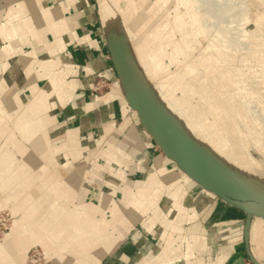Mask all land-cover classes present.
Instances as JSON below:
<instances>
[{
	"label": "crops",
	"instance_id": "crops-1",
	"mask_svg": "<svg viewBox=\"0 0 264 264\" xmlns=\"http://www.w3.org/2000/svg\"><path fill=\"white\" fill-rule=\"evenodd\" d=\"M113 1L0 0V209L14 216L0 264H24L35 245L47 264H264V221L247 242L246 214L156 155L129 110L153 104L204 158L264 190L178 124L136 55L147 2Z\"/></svg>",
	"mask_w": 264,
	"mask_h": 264
},
{
	"label": "bare ground",
	"instance_id": "bare-ground-1",
	"mask_svg": "<svg viewBox=\"0 0 264 264\" xmlns=\"http://www.w3.org/2000/svg\"><path fill=\"white\" fill-rule=\"evenodd\" d=\"M119 1L121 0L113 1L114 5H117ZM127 1L130 4L133 2V0ZM184 3L187 10L183 11L186 13L195 11L202 18L199 17L200 19L190 26L187 25L188 22H184L180 14H177L173 21L164 19L158 25L160 20L155 21L149 31L136 41L133 40L136 55L141 58L151 82L155 81L157 88L164 94L165 101L181 127H184L197 142L208 146L218 159L245 179L264 182V169L260 167L259 160H252L250 150L248 151L250 146L264 155V110L252 102L255 98L264 103V96L261 95L258 87L254 89L249 87L252 89L249 93L242 91L244 84L252 81L253 78H260L259 84L264 85V62H261L263 68L261 72L250 70L248 74H244L242 66H248V62H250L249 65L258 64V55L252 53L254 48L243 53L242 51L249 45L235 38L226 37L228 29L238 25L236 24L238 20L247 19L250 22L248 17L244 18L246 10L243 5L244 0H184ZM191 5L193 8L190 7ZM176 6L178 10L179 5ZM133 11L124 13L123 19H130L129 13ZM169 26L172 27L167 31ZM200 27L204 28L202 33L204 37L198 36L196 32ZM171 29L181 34L179 41H174ZM218 33H222L224 37L218 36ZM259 39L260 35L257 36V45H259ZM200 43L204 46L198 52ZM223 44H226V47ZM168 46L172 47V52H169ZM234 51L236 53L232 55ZM182 55L185 57L186 64L180 62L179 57ZM244 55L247 64L240 63L244 61ZM167 56H170L172 63L176 65V71L173 73L164 62ZM213 67H217L219 73L214 74ZM200 73L204 78L201 85L203 91H199L194 98L191 93L194 90L198 92L197 77ZM179 85L183 87L184 96L176 98L177 96L175 97L172 92ZM242 93L246 94L243 105L239 103ZM207 104L217 114L216 123L209 119L205 107ZM258 219L264 221L260 217Z\"/></svg>",
	"mask_w": 264,
	"mask_h": 264
},
{
	"label": "rangeland",
	"instance_id": "rangeland-1",
	"mask_svg": "<svg viewBox=\"0 0 264 264\" xmlns=\"http://www.w3.org/2000/svg\"><path fill=\"white\" fill-rule=\"evenodd\" d=\"M115 1V0H114ZM147 2V3H146ZM144 3H146L145 5V7L144 8H142V12H140L139 14H138V16H141L140 17V20H141V22L143 23V21H144V18H146V21H144V23L143 24H141V26L143 25V27H141V35H142V33H143V35L147 32V31H149V29H150V26H152L153 25V23L156 21V22H158L159 20V22L157 23V25L158 24H160L161 22H163V20L164 19H169L170 21H173L174 20V18L177 16V14H180L181 16H182V18H184V22H188L187 23V25L188 26H190V25H192L195 21H198L200 18L199 17H201L200 15L198 16L197 15V12H195V11H190V12H188V13H186L185 11L187 10L186 9V7H185V3H184V0H145L144 1ZM143 3V4H144ZM247 3V4H246ZM176 5H179V9L177 10V8H178V6H176ZM243 5L245 6V16H244V18H249L250 19V22L247 20V19H245V20H238L237 22H236V24H238V25H236L234 28H230V29H228V31H227V33H226V37H232V38H235L237 41H239V42H245L244 44L245 45H249V47H247V48H245L242 52L243 53H246L247 51H249V49L250 48H254V51H252V53L254 54V53H257V59L259 60V62H258V64H259V66L264 62V0H244V3H243ZM181 6V7H180ZM151 7H154L155 8V11L154 12H151L150 10H149V8H151ZM191 8H193L192 7V5L190 6ZM113 10V9H112ZM183 10H185V11H183ZM132 12H130L129 14H131ZM128 14V15H129ZM239 14H241V13H239ZM115 15H117V14H115ZM202 18V17H201ZM240 22H242V23H240ZM146 24V25H145ZM172 26H174V23H172ZM172 26H169V28H168V30L167 31H169V29L172 27ZM252 27V29H250ZM247 28V29H246ZM203 29L204 28H202V27H200L199 29H197V33H198V36L200 35V36H202V37H204L203 36ZM234 29V30H233ZM251 31H250V30ZM188 30V29H187ZM242 30V31H241ZM246 30V31H245ZM127 31V30H126ZM164 31V30H163ZM166 30H165V32H167ZM170 31H172L173 32V36H174V41L175 42H177V41H179L180 39H181V34L177 31V30H175V29H171ZM233 31V32H232ZM247 31H248V33H247ZM200 32V33H199ZM240 32H242V33H240ZM244 32V33H243ZM249 32H250V34H249ZM260 33V34H259ZM163 35V34H162ZM218 36H221V37H224L223 36V34L222 33H218L217 34ZM236 35V36H235ZM258 35H260V39H259V41H258V44L259 45H257V36ZM242 36V37H241ZM161 40H162V38H161ZM199 42H200V40H199ZM202 44H203V41H202ZM201 43L199 44V46H198V52L200 51V49H202L201 47L202 46H204V45H202ZM256 44V45H255ZM194 46L196 45V43L195 44H193ZM225 47H226V44H223ZM197 47V46H196ZM195 47V48H196ZM167 48H169L168 50H169V52H172V47L171 46H168ZM228 48V47H227ZM223 50H225L224 48H223ZM201 52H203V50L201 51ZM234 53H236L235 51L234 52H232L231 54L232 55H234ZM138 56V55H137ZM244 61L243 62H240V63H242V64H247V62H245V60H246V56L244 55ZM138 58V60H139V62L142 64V66L144 67V65H143V63H142V61H141V58H139V57H137ZM180 58V62H181V64H186V60H185V57L182 55V56H180L179 57ZM234 58V57H233ZM254 59V58H253ZM247 60H249L248 58H247ZM164 62H167V64L168 65H170V69L169 70H171L172 71V73L173 72H175L176 71V65L175 64H173L172 63V61H171V58H170V56H167L166 57V59H165V61ZM262 62V63H261ZM240 63H238V66H240ZM249 64H250V62H248ZM166 64V63H165ZM248 64V66H245V65H243L242 66V68H243V71H244V74H248L249 72H250V70H254V71H259V72H261L262 71V69H261V67H259V66H255V65H253V66H251V65H249ZM232 68H235V67H232ZM144 69H145V67H144ZM167 69V70H168ZM218 68L217 67H213V73L214 74H216V73H219L218 71H219V69L217 70ZM236 69V68H235ZM243 74V77H245V75ZM216 76H218V75H216ZM197 79H198V92L196 91V90H194L193 92H192V94H191V96L192 97H197V95H198V93H199V91H203L202 89H201V85H202V83H203V81H204V78H203V74L202 73H200L199 74V76L197 77ZM255 80V81H254ZM257 82V83H256ZM259 82H261V79L260 78H258V79H252V81L250 80V81H247L246 83H247V85H245L244 84V86H243V89H242V91L243 92H247V93H249V92H251L252 91V89H250V88H259L260 89V93H262L261 95H263L264 96V85H261V84H259ZM154 85V84H153ZM154 87L155 88H157L156 87V85H154ZM225 87H227L226 85H225ZM250 87V88H249ZM194 88V87H193ZM206 89H208V88H206ZM205 90V89H204ZM178 91V92H177ZM195 91H196V93H195ZM182 93V94H181ZM173 94H174V96L176 97V98H180V97H183L184 96V92H183V87H182V85L180 86H178L177 88H174L173 89ZM243 95L240 97V99H239V103H241V105H243V103H244V100H245V96H246V94L245 93H242ZM158 95H159V97H160V99L162 100V101H164L166 104H167V102L165 101V96H164V94L163 93H161L160 92V90H158ZM180 95V96H179ZM230 98V97H229ZM253 99H255V98H253ZM252 99V102L257 106H261V108H262V110H264V103H262L261 101L259 102V100H253ZM242 102H241V101ZM129 110L133 113V114H135V115H137V111L136 110H134L133 108H131V107H129ZM214 115H215V113H214ZM216 116V115H215ZM153 148H154V150L156 151V155H160V156H162L163 158H165V157H168V155L165 153V151L160 147V145L158 144V142L156 141V144H154L153 145ZM249 150H251V151H249ZM198 151V153H200V154H202L203 152L202 151H200V150H197ZM248 151H249V153H250V155H251V158H252V160L253 161H257V160H259V164H261L262 162V160H264V155H262V154H260L259 152H257L256 150H254L253 148H251L250 146L248 147ZM170 158V157H169ZM172 159V158H171ZM205 159L207 160V164L208 165H210L211 167H213V168H216V169H219V170H221V172H223L224 173V175L225 174H228V172L226 171V170H224L223 169V167H221L220 165H219V162H217V161H215V160H211V159H209V158H207V157H205ZM173 160V159H172ZM171 166L173 167V168H175V169H177V168H179L180 170H183L178 164H177V162L175 161V160H173V162H171ZM178 170V169H177ZM179 171V170H178ZM184 171V170H183ZM185 172V171H184ZM187 173V172H186ZM188 174V173H187ZM189 175V174H188ZM190 176V175H189ZM190 178H192L191 176H190ZM233 178H235V177H233ZM197 184H199L194 178H192ZM249 180H251V179H249ZM252 180H254V181H258V180H255V179H252ZM259 183H263L264 184V182H261V181H258ZM200 185V184H199ZM201 186V185H200ZM206 190V189H205ZM5 209H9V210H11V212H12V220H11V223H10V228H9V231L7 232V235H6V237L3 239V240H1V243H0V246L7 240V238L9 237V232H10V230H11V227H12V223H13V220H14V216H13V206L11 205V204H5L4 205V207L3 208H1L0 209V211L1 210H5ZM95 210V209H94ZM257 220V218H254L253 220ZM264 219V218H263ZM3 241V242H2ZM35 247H38V248H41L40 246H38V245H35V246H32L29 250H28V252L32 249V248H35ZM41 250H42V248H41ZM43 253H44V261H43V264H47V258H46V254H45V252L43 251ZM29 254V253H28ZM28 254H27V256H28ZM26 260H27V257H26V259H25V261H24V263L26 262ZM250 261L253 263V261L251 260V258H250ZM254 264V263H253Z\"/></svg>",
	"mask_w": 264,
	"mask_h": 264
},
{
	"label": "water",
	"instance_id": "water-1",
	"mask_svg": "<svg viewBox=\"0 0 264 264\" xmlns=\"http://www.w3.org/2000/svg\"><path fill=\"white\" fill-rule=\"evenodd\" d=\"M133 109L168 157L175 160L204 189L246 214L245 238L248 242L253 219L264 218V190L230 174L224 175L221 170L208 165L195 147L169 130L153 104L142 103L133 106ZM250 258L254 264H259L251 254Z\"/></svg>",
	"mask_w": 264,
	"mask_h": 264
},
{
	"label": "built area",
	"instance_id": "built-area-1",
	"mask_svg": "<svg viewBox=\"0 0 264 264\" xmlns=\"http://www.w3.org/2000/svg\"><path fill=\"white\" fill-rule=\"evenodd\" d=\"M107 85H108L107 81L104 79H101L96 84L94 91L102 92L106 90ZM11 210L5 209V210L0 211V241L5 238V236L7 235V232L9 231L10 223L12 220ZM28 253L29 254L27 256V260L25 264H43L45 256L41 248H38V247L32 248Z\"/></svg>",
	"mask_w": 264,
	"mask_h": 264
}]
</instances>
